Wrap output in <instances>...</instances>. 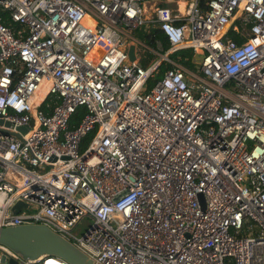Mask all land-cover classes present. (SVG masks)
<instances>
[{"label": "built area", "instance_id": "built-area-1", "mask_svg": "<svg viewBox=\"0 0 264 264\" xmlns=\"http://www.w3.org/2000/svg\"><path fill=\"white\" fill-rule=\"evenodd\" d=\"M30 224L92 264H264V0H0V227Z\"/></svg>", "mask_w": 264, "mask_h": 264}, {"label": "water", "instance_id": "water-1", "mask_svg": "<svg viewBox=\"0 0 264 264\" xmlns=\"http://www.w3.org/2000/svg\"><path fill=\"white\" fill-rule=\"evenodd\" d=\"M127 54L129 60H132V45L128 47ZM20 205V201L16 202L11 208L12 212L16 213ZM0 245L9 248L22 260L56 256L69 264H92L91 259L69 241L39 224L0 227ZM0 261L2 264L4 259ZM8 262L15 264L16 260L11 258Z\"/></svg>", "mask_w": 264, "mask_h": 264}, {"label": "trees", "instance_id": "trees-1", "mask_svg": "<svg viewBox=\"0 0 264 264\" xmlns=\"http://www.w3.org/2000/svg\"><path fill=\"white\" fill-rule=\"evenodd\" d=\"M199 4L202 5V0H199ZM133 35L135 38L144 41L148 45H152L154 40H158L160 42L162 49H166L168 47L167 40L165 39L161 31L155 27L150 28L147 32L142 30H135ZM231 37L233 38V40L237 41L234 34H232ZM193 55L194 54L192 53V50H180L173 54L174 57L176 56L179 58L178 61L187 69H195L196 67V65L192 62ZM149 58L150 55L146 54V57L142 60V64L147 63L149 61ZM164 68L165 67L163 65H160L157 68V71L154 72L149 77V79L147 80V88H149L157 79L161 77ZM82 113H83V109L81 107H77L74 113L71 115L70 121L73 123L77 122L79 118L82 116ZM90 136L91 133L84 138L80 146L81 149L85 146Z\"/></svg>", "mask_w": 264, "mask_h": 264}, {"label": "bare ground", "instance_id": "bare-ground-1", "mask_svg": "<svg viewBox=\"0 0 264 264\" xmlns=\"http://www.w3.org/2000/svg\"><path fill=\"white\" fill-rule=\"evenodd\" d=\"M180 6H181V5H180ZM180 50H192V53L194 54V55H193V58H192V62H193L195 65H197V59H198V56H199V53H200V51H199L198 48L194 47L191 43H183V44L179 45V46L175 49L174 53H176V52H178V51H180ZM44 264H53V261H51V260H46Z\"/></svg>", "mask_w": 264, "mask_h": 264}, {"label": "rangeland", "instance_id": "rangeland-1", "mask_svg": "<svg viewBox=\"0 0 264 264\" xmlns=\"http://www.w3.org/2000/svg\"><path fill=\"white\" fill-rule=\"evenodd\" d=\"M134 33V32H133ZM141 41V40H140ZM143 42V41H142ZM157 58V55H150L148 64L151 63L154 59ZM182 61V60H181ZM183 62V61H182ZM89 220L86 218H83L79 223H77L72 229L71 232L75 234L76 236H79L81 233H83L84 229L86 228Z\"/></svg>", "mask_w": 264, "mask_h": 264}, {"label": "crops", "instance_id": "crops-1", "mask_svg": "<svg viewBox=\"0 0 264 264\" xmlns=\"http://www.w3.org/2000/svg\"><path fill=\"white\" fill-rule=\"evenodd\" d=\"M176 1L177 0H155V3L158 6L173 7Z\"/></svg>", "mask_w": 264, "mask_h": 264}]
</instances>
